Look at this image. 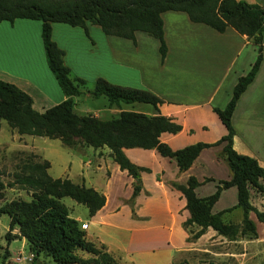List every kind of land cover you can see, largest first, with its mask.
I'll return each instance as SVG.
<instances>
[{"label":"trees","instance_id":"obj_1","mask_svg":"<svg viewBox=\"0 0 264 264\" xmlns=\"http://www.w3.org/2000/svg\"><path fill=\"white\" fill-rule=\"evenodd\" d=\"M167 9L183 10L192 21L204 22L219 31L232 26L258 43L254 62L245 74L238 77L225 106L213 107L226 132L214 141L198 140L175 149L160 139V133H175L181 129V124L160 113L158 104L162 99L145 88L114 83L98 76L88 92L94 97L105 96L109 106L120 107L122 102L134 101L150 103L155 112L153 114L121 109L117 115L101 119L76 112L75 97L83 92L78 82L83 80L71 77L70 68L64 61V49L52 38V23L56 21L81 26L87 34V25L95 24L105 34L133 41L135 30L139 29L159 39L163 59L166 43L161 12ZM15 18L40 20V36L47 65L66 97L39 111L33 107L32 97L26 91L0 78V118L18 133L57 137L72 149H76L79 140L94 148L107 146L119 168L125 169L134 178L131 198L141 190V171L147 168L131 161L123 152V147L155 148L160 155L174 159L178 170L183 171L192 164L202 148L223 142L219 154L228 166L230 177L219 180L212 193L197 196L194 187L199 181L193 175H189L185 184L170 181L171 186L181 191L185 198L184 206L189 211L183 225H200L191 238L198 237L207 226L228 239L244 234L257 235L255 221L249 212L253 211L256 218L264 222V210L250 203L248 185L264 191V186L256 179L257 176H264V167L253 156L233 148L231 115L237 98L253 78L262 58L264 0H0V21L12 22ZM48 166V159L43 157L41 160H21L17 166L14 179L7 184L16 183L31 189V197L12 198L0 206V214L7 213L9 216V230L18 229L34 257L50 256L56 264H118L105 244L97 245L86 237V231L61 201L62 196H70L84 204L89 215H93L105 203L104 193L83 182L75 183L68 177H52L47 171ZM230 185L236 186L235 206L242 209L240 223L225 222L221 218L222 211H211L220 191ZM4 187L5 182L0 176V191ZM8 236L9 232H6L5 237ZM171 264L188 262L182 260ZM202 264L218 263L205 260Z\"/></svg>","mask_w":264,"mask_h":264},{"label":"crops","instance_id":"obj_2","mask_svg":"<svg viewBox=\"0 0 264 264\" xmlns=\"http://www.w3.org/2000/svg\"><path fill=\"white\" fill-rule=\"evenodd\" d=\"M246 1L256 2L259 0ZM161 18L163 37L166 43L163 59L159 51V39L139 29L135 30V40L133 41L131 38L105 34L98 25L89 23L87 28L91 40L89 42L84 41L83 46L79 45L86 52H72L73 55H68L65 47L59 44L55 30H67V32H74L82 37L81 30L78 28L81 26H73L58 21L53 22L52 38L64 49V61L69 68L75 69L80 76L86 77L87 80L94 81L98 76H102L114 83L145 88L158 95L162 99V102L158 104V111L181 124V129L175 133L168 131L160 133V139L172 148L175 149L198 140L214 141L226 132V128L213 107L225 106L232 95L238 77L245 74L254 62L258 53V43L246 34L238 32L232 26H227L223 31H219L204 22L192 21L187 12L183 10H164L161 12ZM25 19L17 18L16 20L19 23ZM7 22L11 24L14 20L12 22L0 21V35H2L0 48H7L4 43L9 42V37L6 40L3 35L13 31L12 28H9V24L7 26ZM81 28L86 34L84 28ZM38 32L39 42L35 48L37 53L41 54L60 94L59 99L49 105L51 106L66 96L47 65L40 36V26ZM22 44L24 45L25 42L23 41ZM261 48L262 58L259 66L253 78L237 98L231 121L234 127L233 148L239 153L253 156L264 167V29ZM71 57L73 59L69 60ZM0 62L2 61L0 60ZM0 78L4 79L3 77ZM16 85L18 86V84ZM18 87L29 93L27 88L21 85ZM139 105L128 108L122 102L120 107L113 106L119 110L128 109L146 114L155 113L152 106L148 108L145 104ZM113 106H111L112 109ZM222 145L223 142L202 148L192 164L183 171L178 170L174 159L160 155L155 148L123 147V152L131 161L147 168L141 171L142 188L132 198L134 178L125 169H120L116 161L113 168L109 167L112 156L107 146L94 148L93 158L86 157V164L94 159L98 168L105 169V182L99 184L91 175L86 177V174L82 172L77 174L78 179L68 177L69 175L67 177L75 183H82L84 180L88 186L104 193L106 200L93 215L88 213V219L74 218L78 220L79 225L83 227L89 237L96 238L105 244L107 250L110 251L112 249L102 237L103 232H105L103 225L109 224L105 219V214L115 213L120 209V206H127V219L131 224L125 227L129 231L128 242L131 239L133 227L141 228L154 221L168 230V243L170 242L169 239L172 240L176 226L182 227L183 245L178 250L179 255H174L173 252L176 250L168 247L161 253L162 258L159 264H171L179 260L181 253L188 249L192 251L193 255L199 253L204 255L205 253L207 255L205 260H213L220 264L222 258H228L232 264H239L241 254L247 253V250L241 251V241L249 239V241H255L257 246L260 243L258 240V222L260 220L256 218L255 213L250 211L249 215L255 221L257 235L244 234L243 238L228 239L213 227L207 226L198 237L191 238L192 234L200 228V225L197 223L183 225V221L189 216V211L184 206L185 198L180 190L170 184L172 180L185 184L189 175H193L199 181L194 187L197 196L212 193L219 180L230 177L228 166L219 154ZM35 149L41 155L37 145H35ZM137 151L150 153L158 159L160 165L153 167L149 162L139 159L134 155ZM41 157L45 158L42 155ZM50 168L51 162L49 161L47 171L50 172ZM68 168L69 165L66 166L65 170ZM113 171H118L123 176L125 180L122 183L124 187H127V191L109 208L110 211L108 209L110 200L108 190L112 182ZM256 179L264 186V176H257ZM227 190H230L231 194L232 191L236 193V186L230 185L223 188L213 203L211 211H222L221 218L225 222L240 223L242 209L235 206L237 197L236 202L231 205H217ZM248 190L250 203L256 208L264 210V191L252 184L248 185ZM227 208L230 209L226 210ZM237 210L239 215L236 213ZM87 229L91 232L88 233ZM17 233L19 234V232ZM21 237L26 241L23 236ZM123 250L129 251L127 245ZM129 253L133 252L130 251ZM146 253L153 255V257L150 255L153 259L157 257L150 252V248L144 251L138 250L135 255L139 257L142 254L146 255ZM133 256H129V260L134 261ZM116 259L119 260L118 264H125V262H121L123 255H117Z\"/></svg>","mask_w":264,"mask_h":264},{"label":"rangeland","instance_id":"obj_3","mask_svg":"<svg viewBox=\"0 0 264 264\" xmlns=\"http://www.w3.org/2000/svg\"><path fill=\"white\" fill-rule=\"evenodd\" d=\"M16 19L17 18H15L14 22L11 24L7 22V26L9 24V28H12L13 31H9L3 35L6 40L9 37V42L4 43L7 48H0V60L2 61L0 62V77L14 82L18 84V86L21 85L27 88L29 90L28 94L33 99L32 105L36 109L43 110L50 104L56 102L60 94L55 80L42 60L41 54H38L35 48L39 42L38 27L40 26V20H26L29 19L26 18L17 23ZM78 28L81 30L82 37H79V35L74 32H67V30H55L59 44L65 47L68 55H73L72 52L78 53L79 51L84 53L85 50L80 48V46H83L84 41L89 42L91 40L89 32L88 34L86 33V35L81 27ZM0 37H2V35H0ZM23 41L25 42L24 45L22 44ZM72 59L73 57L69 60ZM70 75L74 79L79 78L83 80L82 82H78L83 92L75 97L74 110L76 112L80 114H92L101 119H108L118 114L119 109L116 106H113L112 109L111 106L108 105L105 96L100 95L99 97H93L91 94H88V90L92 89L94 81L87 80L86 77L80 76L73 68H70ZM123 104L128 108L140 106L139 104H145L148 108L152 106L150 103L143 102H123ZM35 145L38 146L41 155L48 158L51 162L50 172L48 171L51 176L67 177V175H69L68 177L78 179L77 174L82 172L86 174V177L91 175L95 182L97 181L99 184L105 182V169L98 168L94 159L86 164V157L93 158L92 153L94 147L79 140L76 149H72L64 146L57 137L21 134L12 128L6 120L0 118V176L5 182V187L0 191V206L5 205L12 198L29 199L31 197V189L22 187L16 183L11 186L7 183L14 179L13 174L17 170V166L21 160L28 158H32L33 160L42 159L40 153L35 149ZM134 155L141 160L149 162L153 167L160 165L158 159L153 157L150 153L137 151ZM110 160L109 167L113 168L115 161L112 158ZM68 165L69 168L65 170ZM81 168H83V170H81ZM112 175V182L108 190L110 199L108 209L119 200L120 196L125 195L127 191V187H124L122 183V181L125 180L123 176L119 174L118 171H113ZM82 182L85 184L84 180H82ZM61 201L67 206L71 216L79 217L80 220L88 219V209L84 204L77 202L69 196H63ZM235 202V191H232L231 194L230 190H227L217 205H231ZM239 210L241 211L240 208ZM238 212L237 210L236 213L238 214ZM241 213L242 212H240V214ZM105 215V219L109 224L103 225L105 232H103L102 237L104 241H106V244L112 249L110 251L116 258L117 255H123V259L121 260L122 263L159 264L162 258L161 253L168 247L176 250L173 252L174 255H179L178 250L183 245L182 227L176 226L172 240L169 239L170 242L168 243V230L162 228L158 222L154 221L141 228L133 227L131 239L128 242L129 231L125 229V227L131 224H129L127 219V206H120L117 212ZM8 222V214L1 213L0 264H2V261L3 264H56L50 256L39 255L34 257V254L29 249L28 243L17 233V228L14 227L9 230ZM89 229H87L88 233L91 232ZM6 232H9L8 237H5ZM258 235V240L260 241L258 244L259 246H257L255 241H249V239H247V241H241V251L247 250V253L241 254L239 264H264V223L261 221L258 222ZM86 237L94 241L97 245L102 244L92 236L89 237L86 234ZM243 237L242 235L241 238ZM126 245L129 251L123 250ZM149 248L150 252L157 256H154L156 258H151L153 255L150 253H146V255H143V253L139 257L135 255L136 251H144ZM130 251L133 253L130 254ZM83 254L86 255V253ZM132 255H134V261L129 260V256ZM180 257L181 258L177 261L187 260L188 264H202L205 258H207V255H205V253L204 255L200 253L193 255L192 251L188 249L186 251L184 250ZM220 264L232 263L228 258H222Z\"/></svg>","mask_w":264,"mask_h":264}]
</instances>
